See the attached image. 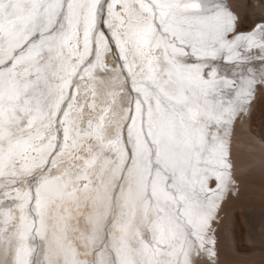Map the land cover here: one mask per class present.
<instances>
[{
  "label": "snow or ice",
  "instance_id": "obj_1",
  "mask_svg": "<svg viewBox=\"0 0 264 264\" xmlns=\"http://www.w3.org/2000/svg\"><path fill=\"white\" fill-rule=\"evenodd\" d=\"M262 91L264 0H0V264H219L218 231L264 242V205L246 234L221 215Z\"/></svg>",
  "mask_w": 264,
  "mask_h": 264
},
{
  "label": "rangeland",
  "instance_id": "obj_2",
  "mask_svg": "<svg viewBox=\"0 0 264 264\" xmlns=\"http://www.w3.org/2000/svg\"><path fill=\"white\" fill-rule=\"evenodd\" d=\"M215 62H218V64L214 66L217 68L219 67L218 70L224 72L222 74H226L228 72V70L226 72V69L224 68L227 66V62L220 59ZM247 125L246 130L244 129L242 133H244L245 136H248L249 132V138L251 139L249 140L254 142L255 146H258L260 137L264 136V91L260 93ZM253 149L254 148L249 149V153L251 152L252 154L250 161L252 160L253 162H256V165L253 167L254 172H251L252 182L245 183V186L241 191L242 194L238 199H231L229 200L230 202H228V198H226L225 203L227 204H224L225 213H223L222 216L225 221L230 222L232 231L237 235L242 232L246 234L248 226L245 223L244 217L245 207H247L250 212L254 210V214L258 215L261 206L264 205V162L261 163V161H264V153H262L263 149L261 151V148L259 150L257 147L258 150H256L257 152L259 151V156ZM257 156L263 158V160H259V164H257ZM216 234L219 238V258L223 264H264V242H261L259 236L257 237L255 245H253L251 241H248L247 243L241 241L239 244L235 242V247L232 250L226 240V232L218 231Z\"/></svg>",
  "mask_w": 264,
  "mask_h": 264
},
{
  "label": "bare ground",
  "instance_id": "obj_3",
  "mask_svg": "<svg viewBox=\"0 0 264 264\" xmlns=\"http://www.w3.org/2000/svg\"><path fill=\"white\" fill-rule=\"evenodd\" d=\"M258 39H259V37H258ZM218 60V59H217ZM220 62V61H219ZM218 64V62H214V65H217ZM221 65V64H220ZM225 65V64H224ZM222 66V65H221ZM229 65L227 64V66H225L224 68L226 69V72H227V68H230V66L228 67ZM219 68V67H218ZM220 71V70H219ZM221 72V74L222 73H224L223 71H220ZM247 124H245L244 126H243V128H238L237 130H238V133H237V136H236V138H238V139H240V140H244V141H250L251 139L249 138L250 136H249V132H248V136H245L244 135V133H242V131L245 129L246 130V127L248 126H246ZM245 133H247V132H245ZM250 139V140H249ZM253 139V138H252ZM253 144H254V142H252ZM261 145V146H259V145ZM258 146H254V147H251V148H254L253 150H255L256 151V153L258 154L259 153V151L257 152V150L259 149L260 150V148H261V151H262V149H263V151H262V153H264V143H262L261 142V140L260 141H258ZM256 147V148H255ZM257 147H258V149H257ZM260 147V148H259ZM251 148H248L247 150H246V155L243 157V160L241 161V163H240V167H239V169H238V175H239V178H240V188H241V191H242V188L245 186V183H250V182H252V179H251V172H254L253 171V167L256 165V162H253L252 160L250 161V158H251V156H252V154H251V152L249 153V149H251ZM257 149V150H256ZM260 151V152H261ZM254 154V153H253ZM259 155V154H258ZM260 156V155H259ZM259 156H257L258 157V160H257V164H259L260 163V161L259 160H263V158H260ZM259 161V162H258ZM262 162H264V161H261V163ZM242 194V192H240V195ZM240 197V196H239ZM229 200H231V199H229L228 198V202H230ZM225 204H227V203H225ZM224 208H225V205L223 206V210H222V212H221V215H223V213H225L224 212ZM234 225V224H233ZM228 227H229V229H231L232 230V228H231V224H230V222H229V224H228ZM225 232V231H224ZM226 234L228 235L229 233H227L226 232ZM215 238H216V240H217V248H219L218 247V244H219V238H218V235L216 234V236H215ZM37 243H38V241H37ZM230 247H231V249L233 250L234 249V247H235V241H233L232 242V244L231 245H229ZM218 260H219V264H223V262H221V260H220V258H219V255H218Z\"/></svg>",
  "mask_w": 264,
  "mask_h": 264
}]
</instances>
